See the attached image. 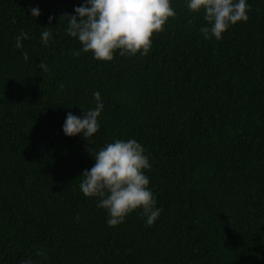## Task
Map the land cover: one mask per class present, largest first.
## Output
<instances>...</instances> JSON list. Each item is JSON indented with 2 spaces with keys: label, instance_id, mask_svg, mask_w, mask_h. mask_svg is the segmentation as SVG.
Segmentation results:
<instances>
[{
  "label": "trees",
  "instance_id": "1",
  "mask_svg": "<svg viewBox=\"0 0 264 264\" xmlns=\"http://www.w3.org/2000/svg\"><path fill=\"white\" fill-rule=\"evenodd\" d=\"M247 2L246 21L206 40L203 12L171 0L147 55L102 61L73 55L64 31L82 0H0V264H264V0ZM95 91L91 142L135 138L151 163L162 212L150 226L139 209L108 226L79 189L94 145L62 124Z\"/></svg>",
  "mask_w": 264,
  "mask_h": 264
},
{
  "label": "clouds",
  "instance_id": "2",
  "mask_svg": "<svg viewBox=\"0 0 264 264\" xmlns=\"http://www.w3.org/2000/svg\"><path fill=\"white\" fill-rule=\"evenodd\" d=\"M191 12H203L206 21L199 29L204 39H222L223 33L239 21L248 19L250 4L247 0H185ZM38 6H30L32 17L40 15ZM176 15L171 0H82L74 6V13H64V31L80 42L81 52H91L96 60L111 61L115 55H147L153 44V35L163 31L170 17ZM53 19L52 15L48 17ZM191 23V21H189ZM51 31L46 27L40 33L41 44L46 46L51 39ZM30 39L21 30L15 37V47L23 49V40ZM24 60L27 51L22 50ZM39 69L48 73L44 60ZM95 106L83 108L79 115L69 111L62 124L65 135L80 134L92 145L90 138L97 133L100 124L98 117L104 109L99 91L93 92ZM71 107V106H70ZM94 164L80 174L79 189L85 196L96 197L98 208L108 214L106 224L118 226L126 216L139 209L145 217L146 225H152L162 212L156 206V198L151 189L150 177L146 169L151 163L145 149L135 138H115L98 149L89 148ZM79 216L77 215V219ZM19 264H33L22 259Z\"/></svg>",
  "mask_w": 264,
  "mask_h": 264
}]
</instances>
